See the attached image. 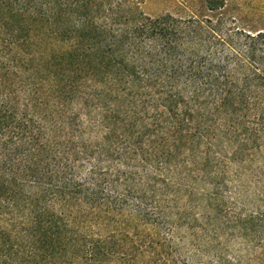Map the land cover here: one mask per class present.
Wrapping results in <instances>:
<instances>
[{
  "label": "trees",
  "instance_id": "trees-1",
  "mask_svg": "<svg viewBox=\"0 0 264 264\" xmlns=\"http://www.w3.org/2000/svg\"><path fill=\"white\" fill-rule=\"evenodd\" d=\"M145 1L0 0V264H102L113 237L88 232L160 222L168 176L223 118L264 144V31L228 0ZM77 105L131 138L79 141Z\"/></svg>",
  "mask_w": 264,
  "mask_h": 264
},
{
  "label": "rangeland",
  "instance_id": "rangeland-1",
  "mask_svg": "<svg viewBox=\"0 0 264 264\" xmlns=\"http://www.w3.org/2000/svg\"><path fill=\"white\" fill-rule=\"evenodd\" d=\"M142 9L152 17L203 12L198 0H146ZM226 13L241 29L264 31V0H228ZM80 108L73 110L81 120L79 141L97 145L107 133L113 140L124 134L121 143L131 138L122 127L94 129L100 112ZM230 121H220L222 136L209 152L206 141L195 157L187 156L177 171L165 174L172 183L164 190L160 222L88 232L113 237L114 253L102 264H264V144L241 146L244 130ZM232 128L240 131L227 135Z\"/></svg>",
  "mask_w": 264,
  "mask_h": 264
}]
</instances>
